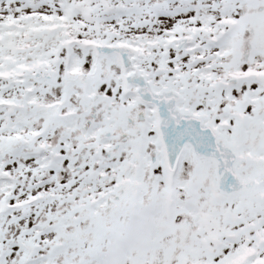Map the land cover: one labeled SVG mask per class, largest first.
Here are the masks:
<instances>
[{"label": "snow or ice", "instance_id": "1", "mask_svg": "<svg viewBox=\"0 0 264 264\" xmlns=\"http://www.w3.org/2000/svg\"><path fill=\"white\" fill-rule=\"evenodd\" d=\"M0 264H264V0H0Z\"/></svg>", "mask_w": 264, "mask_h": 264}]
</instances>
